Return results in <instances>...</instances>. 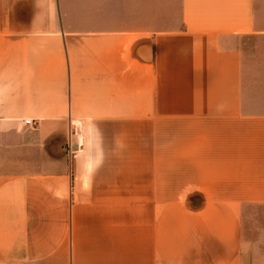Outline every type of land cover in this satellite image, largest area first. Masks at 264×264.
Returning <instances> with one entry per match:
<instances>
[{
    "label": "crops",
    "instance_id": "0c3cea01",
    "mask_svg": "<svg viewBox=\"0 0 264 264\" xmlns=\"http://www.w3.org/2000/svg\"><path fill=\"white\" fill-rule=\"evenodd\" d=\"M256 205L264 0H0V264H264Z\"/></svg>",
    "mask_w": 264,
    "mask_h": 264
},
{
    "label": "rangeland",
    "instance_id": "374dc122",
    "mask_svg": "<svg viewBox=\"0 0 264 264\" xmlns=\"http://www.w3.org/2000/svg\"><path fill=\"white\" fill-rule=\"evenodd\" d=\"M179 12L180 0H154V25L165 20L171 23ZM244 223L246 243L254 244L264 239V205L250 207L245 213Z\"/></svg>",
    "mask_w": 264,
    "mask_h": 264
},
{
    "label": "built area",
    "instance_id": "2783aa9c",
    "mask_svg": "<svg viewBox=\"0 0 264 264\" xmlns=\"http://www.w3.org/2000/svg\"><path fill=\"white\" fill-rule=\"evenodd\" d=\"M25 123H26V125H30V126L33 125L31 120H26Z\"/></svg>",
    "mask_w": 264,
    "mask_h": 264
}]
</instances>
